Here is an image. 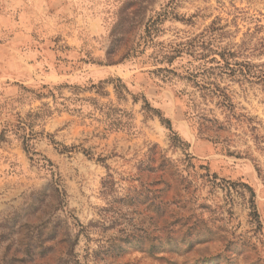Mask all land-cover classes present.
<instances>
[{"label":"rangeland","instance_id":"rangeland-1","mask_svg":"<svg viewBox=\"0 0 264 264\" xmlns=\"http://www.w3.org/2000/svg\"><path fill=\"white\" fill-rule=\"evenodd\" d=\"M0 264H264V0H0Z\"/></svg>","mask_w":264,"mask_h":264},{"label":"trees","instance_id":"trees-1","mask_svg":"<svg viewBox=\"0 0 264 264\" xmlns=\"http://www.w3.org/2000/svg\"><path fill=\"white\" fill-rule=\"evenodd\" d=\"M184 49L178 51V54L183 53ZM209 54H201L202 59H210L207 64L211 65L206 67L204 70L199 69L196 73L189 72V78H201V81H197L196 84L201 87V89L206 90L209 94L217 95L223 100V103L228 101V95L225 93V88L220 86V80L224 76L231 78L233 80H240L239 78L247 79L250 77V73L244 71L243 68H234L231 60L235 58V53L228 49H210ZM237 66L238 63L234 64Z\"/></svg>","mask_w":264,"mask_h":264}]
</instances>
